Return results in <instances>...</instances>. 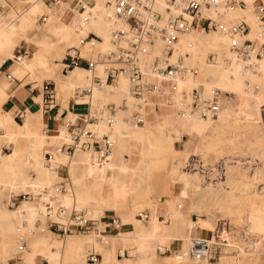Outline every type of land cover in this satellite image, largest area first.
<instances>
[{"label":"bare ground","instance_id":"6f19581e","mask_svg":"<svg viewBox=\"0 0 264 264\" xmlns=\"http://www.w3.org/2000/svg\"><path fill=\"white\" fill-rule=\"evenodd\" d=\"M107 1L110 0H67L55 12L46 11L48 15L46 22L39 23L37 17L45 11L43 0H25L24 2L12 0L14 8L4 0H0V6L3 7L0 11V63L7 56L14 57L12 48L18 45L21 38H24L33 50L30 56L20 57L18 61L12 63L9 68L12 76L22 79L28 74L29 77L37 80L45 76L49 77L63 96L71 94L72 88L76 85L86 86L89 82V74L82 68L76 67L68 74L62 75L60 60L67 47L78 46L89 33L99 39H88L82 48L85 53L90 50L91 45L96 51H103L110 47L111 21ZM158 1L161 3L158 7H161L163 4L161 0ZM67 7L81 16L82 20L76 29L70 28L68 23L60 20L61 14ZM228 16L232 21L244 17L250 25L248 37L256 36L257 22L250 9H237ZM157 48L160 47L157 46ZM157 50L159 52V49ZM210 53L216 54L213 60L208 59ZM179 55L182 57L183 67H195L197 71L194 74L186 71L183 77L177 80L178 92L199 88L204 97L211 98L216 91L217 103L220 105L216 120L179 112L178 94L170 93L167 89L166 96L147 90L143 99L132 98L128 95V81L124 77L119 78L116 86L113 83L102 88H94L89 99L91 111L100 103L123 105L122 101L126 99L124 107L116 110L114 123L110 129L102 120H97L92 125L99 134L107 133L113 143L108 161L102 164L98 163L96 155L92 152L78 151L71 157L60 152L58 147L68 141L67 133L64 128H60L59 134L45 137L38 126L42 111L30 113L25 110V119H34L36 126L29 127L26 123L18 125L11 121L8 114L13 109H4L2 106L8 98L6 91L11 82L6 75L0 74V180H14L19 183L20 190L35 194L37 188L52 184L57 178L56 167L59 164H65L71 180L74 181L75 192L73 199L67 191L59 196L58 201L64 207H70L75 200L74 206L79 210L82 205L88 203L89 199H94L103 184L107 187L108 198L113 206L126 207L128 200L134 201L132 205L134 206L137 203L136 198L148 194V187L146 188L143 184L145 180H149L150 173L159 167H166L169 155L177 153L173 147L175 141L182 140L184 135L191 137L196 134L200 139L195 150L197 152L202 145L203 136L213 137L217 135V130L221 127L229 128V126L243 123L249 128L248 152L254 161V165L246 175L248 180H240V177L232 178L227 165L224 183L225 186L229 185V189L220 192L201 187L203 188L201 191L195 174L177 171L174 167L169 168L166 184L168 197L165 203L160 204L155 201L148 204L153 212L149 229L143 231L141 223L132 218L135 228L139 230L136 232L139 238L133 240L135 249L129 252L131 258L125 262L136 264L137 256H143L145 252L154 254L155 245L153 244L151 248L149 245V241L153 240L157 242L160 251L170 248L173 241L180 243V248L175 253L172 251V262L167 264H211L208 260L200 262L189 255L191 238L200 237L201 232H207L205 238L213 241L215 215L232 218L240 214L242 209H246L249 214L248 230L259 238L264 237V190H258V184L264 177V141L262 139L264 137L262 127L264 54L258 59L254 57L247 60L239 59L231 51L226 35L216 31L197 30L188 35L179 36L178 43L173 46L172 58ZM144 81L163 86V78L160 76L146 73ZM230 94H233L231 99L228 96ZM68 101L69 96L66 107ZM135 111L144 118L141 125H134L131 122ZM70 115L71 112H69ZM18 141L26 146L23 153H19L15 148ZM210 141L213 142V140L206 142L208 146L211 144ZM3 148L8 149L9 152L3 151ZM46 150L52 153L50 166L44 164L43 152ZM133 150H138V157H132ZM124 154H128L129 157L123 158ZM236 165L235 163L233 167ZM187 201H189L188 204ZM184 205L190 212H204L202 218L193 221L184 217ZM8 207L10 209L12 207L9 202ZM13 209H15L13 212L7 209L0 211V220L4 221L0 226V245L15 236L16 227L12 224L10 216H18L24 220L25 226L31 225L36 218L44 216L42 203L36 198L25 200L23 205ZM130 210L131 214H134L132 208ZM163 210L169 213L172 226L175 221L177 222L180 230L178 234L170 233L169 226L157 221V214ZM88 215H90L89 212ZM15 224L18 225L20 222L17 221ZM171 225L170 228H172ZM11 230L12 232L9 233L8 231ZM157 230L160 231L157 232ZM196 232L199 233L198 236L194 235ZM48 241L50 239L47 236L34 237L33 246L35 247L28 250L26 257L28 264H36L40 256L46 257L51 262L58 258L57 254H52L55 248L52 253L48 250ZM127 241L129 238L119 234L104 242H99L94 236H70L61 243L53 240L52 244L61 246L65 250L76 249L79 253L83 252L79 259L80 262H84V249L89 244H95L98 250H101L107 246L114 248L116 243L125 244ZM227 246L228 244L225 243L224 248L220 249L223 250V255L220 253L222 264H229L232 260V257L227 255ZM238 254L240 256L235 264H264V252L254 256L240 249ZM102 264L120 263L114 256H105Z\"/></svg>","mask_w":264,"mask_h":264},{"label":"built area","instance_id":"2783aa9c","mask_svg":"<svg viewBox=\"0 0 264 264\" xmlns=\"http://www.w3.org/2000/svg\"><path fill=\"white\" fill-rule=\"evenodd\" d=\"M65 0H45L49 12H55ZM110 0V47L106 50H95L94 46L85 53L83 46L94 34L83 38L78 46L69 47L61 60V71L69 73L79 67L89 74L86 86L76 85L71 90V100L74 105H87V111L78 114L76 118L63 119V128L67 133V142H63L58 150L67 157L75 152H92L96 155L98 163L108 161L113 143L106 134H99L93 123L102 120L108 127L114 123V115L118 108L110 103H100L91 111L89 98L94 88H102L115 82L119 77H124L129 83L128 95L132 98L143 99L147 90L163 94L164 90L155 83H146V73L163 78V83L171 92L178 94L177 105L179 112L196 115L204 118H214L219 111L217 94L206 98L199 88L182 90L178 92L177 80L183 77L186 71L196 73L192 67H183L182 57L173 56V46L178 43L179 36L192 31H221L229 40L233 54L242 60L251 57L261 58L264 54V0ZM250 9L257 22L256 36L249 38L250 25L240 17L234 21L229 14L235 10ZM47 14L37 17V22L44 23ZM159 46L160 48H157ZM160 50V53L157 52ZM26 55L25 50H17L15 60ZM7 78L14 80L10 74ZM30 90L33 88L29 86ZM42 96V109L51 111L55 107V86L51 81H44L40 85ZM125 98L122 103L124 104ZM140 105V104H139ZM143 118L136 113L132 123L142 124ZM44 135H48L44 131ZM52 153H44V164L51 165ZM62 164L56 167L59 171ZM182 170L197 174L202 180V157L191 154L183 162ZM64 170L61 179L50 186L37 188V195L43 206L47 218L43 226H18L15 231L17 238V252L15 257L22 255L27 250L26 238L35 232L47 231L55 237L69 236H94L102 238L105 230L118 225L119 221L112 218L108 221L89 218L81 211L71 208L65 218L66 207L59 205L56 208L53 202L67 191L71 180ZM202 185V183H201ZM259 189L264 190V177L259 183ZM15 199H30V194H11ZM15 202V201H14ZM14 204V203H13ZM140 220L147 218L146 214L138 216ZM223 221V220H222ZM226 226V227H225ZM228 229L225 222L217 221L212 231L213 241L205 237H193L189 242V255L197 261H210L215 259L219 250L225 245L223 238ZM160 251V250H159ZM128 256V253H124ZM95 256L90 255L89 261L94 262Z\"/></svg>","mask_w":264,"mask_h":264},{"label":"crops","instance_id":"0c3cea01","mask_svg":"<svg viewBox=\"0 0 264 264\" xmlns=\"http://www.w3.org/2000/svg\"><path fill=\"white\" fill-rule=\"evenodd\" d=\"M4 1L9 6H11V7L13 6L12 8H14V3L12 2V0H4ZM21 1L24 2L25 0H21ZM66 1L67 0L62 2L61 5H63ZM43 2H44V5L46 7L45 0H43ZM107 2H106V4H107ZM79 9H81V7H79ZM2 10H3V7L0 6V11H2ZM44 14H46V13H44ZM60 20L64 23H68L70 28L76 29L78 27V25L80 24L82 19L78 13H74V11L71 8L67 7L64 9L63 13L61 14ZM28 48H29V44L26 42V40L24 38H21L18 41V45L14 46L12 48V53L14 54V57H15L16 51L21 49V50H25L26 55H28V53H29ZM67 48H69V47H67ZM65 52H66V50H65ZM65 52H64V54H65ZM26 55H24V56H26ZM14 57L10 58L9 56H7V57H5V60H3L0 63V72H1L0 74H4V75H6V77H7V74H10V71H9L10 66L12 65L13 62L18 61V60H15ZM61 60H60V62H61ZM7 62H9V65H8V67H5V64ZM60 67H61V63H60ZM60 73L62 75L64 74V73H62L61 68H60ZM11 77H13L14 80L11 81L9 79L11 84L6 91L8 93V98L3 103L2 106L4 109H9V110L13 109L9 112L8 116H9V119L11 121H13L14 123H16L18 125H22V124L26 123L27 126H29V127L30 126H36L37 123H35L34 119H27V120L25 119V117H26L25 110H27L30 113L42 111V115H41L40 121L38 123L39 130L42 131V133H44L43 131H47L48 135H45V137H49L50 135L53 136V135L59 134L60 128H63L64 116H66V118L74 119V118H76V116L78 114H83V113H86V111H87V105H74L71 98L68 101V106L63 107L62 103L57 98L56 88H55V98H56L55 107L51 111L44 112V110L42 109V96L40 93V86L39 87L31 86L33 89L30 90L29 87L28 88L26 87L27 85H29L28 83L26 85H22V84L17 85L20 82V80H22L24 78L27 79L29 77L28 74L22 79H16L12 75H11ZM116 81L113 82L115 84V86L117 85ZM52 82L55 84L54 81H52ZM113 83H111V85ZM161 87L164 90V93L160 94V95L166 96L165 95L166 89L170 93H173L166 86V84L163 83V86L161 85ZM145 93H144V95H145ZM144 95H143V98H144ZM39 97H41V102L39 101ZM89 99H91V97ZM90 107H91V103H90ZM123 107H124V104L121 108H123ZM79 108H81V109H79ZM156 109H157V106H156ZM157 110H159V108ZM69 112H71L70 116H69ZM136 113H137V111L133 112L132 120H133V117L136 115ZM143 120H144V118H143ZM25 121H27V122H25ZM138 125H141V124H138ZM111 126L110 127L107 126V128L110 129ZM104 134L108 135L107 133H104ZM182 140H183V137H182ZM180 141H175L173 143V147L176 149V146H178V147H182V149L185 150V147H184L185 144L181 146ZM15 148L19 153H23L26 150V146L19 141L16 143ZM4 149H6V148H3V151H4ZM182 149H181V151H183ZM187 150H189L188 147H186V151ZM44 153L45 152H43V156H44ZM137 153H138V150H133L131 152L132 157L133 158L138 157ZM128 157H129L128 154L123 155V158H128ZM62 165H63L62 169H60L59 171L56 170L58 180H56L52 184L56 183L57 181H59L61 179V175H64V170H66V172H67L66 174L68 175L69 179L71 180V178L68 174V167L65 164H62ZM167 173H168V170L165 167L159 171H156L155 174L153 175L152 179H151V176L153 173L152 172L150 173L149 182H148V186H149L148 187V194L145 196V198L142 201H140V205H139V206H142L143 210H141L137 214H135V213L131 214L130 209H131V206L134 204V201H132V200H128L126 202V207H123V208L119 207V206H116V207L113 206L112 201L109 200V198H108L107 187L104 184H103L101 190L99 192L97 191L98 193L95 195L94 199H89L88 203L82 205V207L78 210V211H81L82 214H84L86 217H89V218L101 219L103 221L104 220L108 221L109 219H112V218L118 220L119 221L118 225L112 226V227L106 229L104 234L102 235V238H99V239L96 238V239L99 242H104V240L106 241L110 238L116 237L119 234H121V235L125 236L126 238H129V241H127L125 244L122 242H119V243L115 244L114 248L107 246V247L101 248V250H98L99 248H97L95 246V244H89L84 249L85 261L80 262L79 258H81V257H79V256H82L81 254H83V252L79 253L76 249L65 250L61 246L53 245L52 244L53 241L50 240V241H48L47 248L50 251V253L55 251L52 254H57L58 258H56V260L54 262H51V261H48L46 257L40 256V257H38L36 264H102L105 256H109V257L114 256V258L120 264H126L125 261L127 259L131 258L129 252L133 251L135 249V245L133 244V240H137L139 238L136 235V232H138L139 230H138V228H135V226L132 222V218L134 217V219H136L137 221H139L141 223L140 225L144 229L143 231L149 229V222L152 220L153 212L148 207V204H152L155 201H158V203H160V204L165 203V200L168 197V194H167L168 187H166V184H165V180L167 179V175H168ZM52 184H50V185H52ZM50 185H44V186H50ZM19 186H20L19 183H17L14 180H0V211L7 209V210H11V212H13L15 210L13 208L23 205V202L25 200H32L34 198L39 200L38 196H36L37 192L35 194H33L32 192H28V191L27 192H20ZM15 187H17V188H15ZM74 188H75L74 181L71 180L70 186L66 189H67V192H69V194L72 196V199L74 198V195H73L75 192ZM23 193L30 194V199L19 200L17 198L14 200L15 202L12 201L11 194L19 195V194H23ZM8 202L12 205L11 209L8 207ZM73 202L74 203L70 207H66L67 209L65 211V216H64L65 218H67L71 208H74L75 210H77L74 206L75 200ZM92 203H93V205H92ZM186 203L188 204L189 201H187ZM97 204H99V206H96ZM59 205H63V204L59 203L58 199L53 202V206L55 208ZM93 208H95V209H93ZM88 212L90 215H88ZM196 213H197L196 211L190 212L187 209L186 205L183 206L184 217L189 218L190 220H193V221H197L199 218H202V214L198 215ZM140 214H146L147 218L145 220H140L138 218V216ZM168 215H169V213L164 212V210H163L162 212L157 214V217H156L157 221L159 223H162V224L165 223L167 226H169L170 233L172 232V233L178 234L180 232V230H179V226H178L177 222L175 221V224L172 226L170 215H169V217H168ZM10 217H11L12 224L16 228L18 226H25L24 220H21L20 218H18V216L12 215ZM42 217L44 219L43 223L41 222L42 220L36 218L34 220V222L28 226L32 227L34 225V226L40 227V226L44 225L47 218L45 217V215ZM165 217H167V218L165 219ZM17 221L20 222V224L16 225L15 222H17ZM2 222H4V221L0 220V226H1ZM170 225L172 228H170ZM159 231L160 230H157V232H159ZM8 232L11 233L12 230L8 231ZM44 232H47V231H43V232L37 231V233H44ZM206 233L207 232H201L200 237H206V235H207ZM194 235L198 236V233L196 232V234H194ZM81 237H84V236H81ZM59 239L61 241H65L66 237L65 238H59ZM17 241L18 240H17L16 235H15L9 241L0 245V252H10V251L14 250V248H16V246H17ZM34 244H35L34 237H32L29 241V245H28L27 250H26L27 252L25 254L19 255L18 257H15V254H16L15 253L11 259L6 260V264H28L27 263L28 258H26L28 255V250L31 249L32 247H35V246H33ZM153 244L155 245L154 254L151 252H145V255L137 256L136 257V264H167V263H171L172 258H173V256H172L173 252L175 253L180 248V243L177 241H175V242L173 241L171 243L170 248H167L164 251H159L160 247L157 245V242H153V240H150L149 241L150 248L152 247ZM54 248H55V250H54ZM57 249H59L61 251H59ZM57 251H59V252L56 253ZM63 251H64V253H63ZM125 252H127L129 255L126 256L124 254ZM62 253H63V256H61ZM91 254H93L95 256L94 262L89 261ZM219 254H220V251H219ZM227 254H229V253H227ZM215 260L216 261L214 263H211V264H220V256L215 258ZM0 264H1V261H0Z\"/></svg>","mask_w":264,"mask_h":264},{"label":"rangeland","instance_id":"374dc122","mask_svg":"<svg viewBox=\"0 0 264 264\" xmlns=\"http://www.w3.org/2000/svg\"><path fill=\"white\" fill-rule=\"evenodd\" d=\"M46 11H48V9L45 7V11L42 12L41 14H44ZM211 31H213V30H211ZM216 32L223 34L221 31H216ZM189 33H191V32H189ZM189 33L182 34V35L185 36V35H188ZM223 35H225V34H223ZM249 38H251V37H249ZM95 39L98 40L99 38L96 37ZM28 50H29V53L27 56H30V54L33 50L31 45H29ZM157 52H158V50H157ZM159 53H160V50H159ZM215 55L216 54H214V53L208 54V59L213 60V57ZM8 65H9V62H7L5 64V67H8ZM192 68H194L196 70L195 67H192ZM119 78H122V77H119ZM51 80L52 79H50L49 77H46V76L41 78L40 80H37L33 77L32 78L28 77L27 79L24 78V79L20 80V82L17 85H19V84L26 85L28 83L29 85L26 86L27 88L29 86L39 87L42 82L51 81ZM55 88H56L57 98L62 103V106L65 107L66 106V100L68 99V96H69V100H70L71 94L63 96L61 94L59 88L56 87V85H55ZM228 96L230 99L233 98V94H230ZM39 101L41 102V97H39ZM79 109H81V108H79ZM157 109H158V107H157ZM219 109H220V105H219ZM263 110H264V107H263ZM262 114H263V120H264V111H262ZM213 119L216 120V116ZM235 126L237 129L234 128ZM262 127H263V136H264V122H263ZM196 136H197L196 134H193L191 137H187L186 135H184L183 140H181V141L179 140V141H180L181 146L185 144L184 145L185 150L182 149V147L176 146L177 153L171 154L172 156L169 155V158H168V161H167V164L165 167L168 170V173H167L168 175H167V179L165 180V184L168 183L169 168L174 167V168H176L177 171H184V170H182L183 162L191 154L199 155L202 157V180L200 181L198 175L195 174L197 176L201 191L203 188L204 189L210 188V189H214V190L220 191V192H223L224 190H228L229 185L226 184L227 186H225V183H224V180L226 177L227 165L229 166L228 171H229V173L232 174V178L240 177V180L241 179L242 180H248V177H246V175H248V172L251 170L252 165H254V161L251 159L249 152H248V150H249L248 148L250 146V143L248 141L249 137H250L248 126H245V124H243V123H239V124L234 125V126H229V128H227V127L222 128L221 127L220 129L217 130V135H215L213 137H209V136L204 137L203 136L202 137V143L200 142L202 145L200 146V149L197 152H195V150H196L197 144L199 143L200 139L198 136L197 137ZM262 139L264 141V137ZM207 140H213V142L210 141L212 145L210 144L208 146V144L206 143ZM218 140H220V141H218ZM186 147H188L190 151L189 150L186 151ZM181 149L183 151H181ZM4 151L9 152L8 149H4ZM235 163L237 165L235 167H233V165ZM161 169H163V167H159V168L153 170V172H152L153 174L151 176V179L153 178V175L155 174V172L159 171ZM229 169L230 170L232 169L231 170L232 172ZM184 172H186V171H184ZM186 173L191 174V172H186ZM233 173H234V175H233ZM239 173H240V175H239ZM56 180H58V178H56L54 180V182ZM148 182H149V180H145V182L143 184L146 188L149 187ZM201 183H202V185H201ZM201 187H203V188H201ZM217 188L218 189L220 188V189L218 190ZM258 190H259V188H258ZM20 192H24V191L20 190ZM144 198H145V195L142 197L140 196V198H136V201L138 204L136 203L134 206L131 207L135 214H137L141 210H143L142 206H139V205H140V201H142ZM148 207L150 208V205H148ZM150 209L152 210V208H150ZM196 214H198V215L202 214L203 215L204 212L202 213V211H200V212H197ZM248 217H249V214H248V211L246 209H242L240 214H236L232 218L215 215L214 229H215V226H216L218 220H221V222H225L226 225L228 226V229H225L226 226L224 228H222V230L225 231L222 236H223V238H225L226 244H228V246H227L228 251L227 252L229 254H227V255L232 257L231 258L232 260L230 261L229 264H235L236 263L238 257L240 256L238 254L240 252V249H243V250L251 253L254 256L257 255L258 253L264 252V237L259 238L257 235H254L253 233H251L248 230V222H247ZM38 219L42 220V223L44 222L43 217H39ZM36 236H47L52 241L57 240L60 243L63 242L58 237H55L48 232H44V233L35 232L34 234H32L31 236L26 238L27 247L29 245L30 239L32 237H36ZM67 238L68 237H66V239ZM256 242H258V243L254 244ZM233 246H235V247H233ZM222 248H224V246H222L220 249H222ZM219 251L223 255V253H222L223 250H219ZM16 252H17V246H16V248H14V250H12L10 252H0L1 264H6V260L11 259ZM26 252L27 251H25V253ZM221 254L218 253L216 258L219 256L221 257L222 256ZM215 261H216L215 259H211L209 261V263H214ZM220 264H222V263L220 262Z\"/></svg>","mask_w":264,"mask_h":264}]
</instances>
